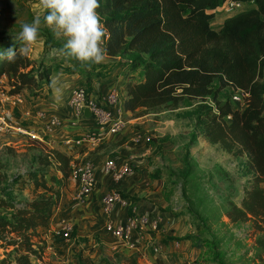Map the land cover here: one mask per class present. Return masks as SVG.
<instances>
[{
	"label": "rangeland",
	"instance_id": "1",
	"mask_svg": "<svg viewBox=\"0 0 264 264\" xmlns=\"http://www.w3.org/2000/svg\"><path fill=\"white\" fill-rule=\"evenodd\" d=\"M253 6L250 1L243 2L237 10L228 11L224 3H220L213 11L210 25L216 29L224 18ZM37 12L38 0H0V50L21 47L16 39L20 26L31 22ZM62 43L42 22L40 39L27 56L33 60L32 72L51 67L52 78L59 75L63 83L71 84L69 88L81 85L87 92L86 79L75 61L49 59L50 49L59 47ZM120 58L107 56L105 63L93 65L94 75L96 73L102 77L114 74L116 70L113 73L111 67L121 61ZM109 69L111 71L108 74ZM115 74L119 78L115 83L121 82L122 72L117 69ZM134 74L139 75L138 71ZM0 82V90L7 91L8 82L4 76L0 77ZM115 87L122 96V88L119 89L117 84ZM24 88L21 91L23 107L34 110L38 100L46 98L50 85L41 81ZM232 90L231 87H224L217 92V97L229 100ZM202 104L210 105V96L202 100L184 98L175 106L165 104L147 110L139 108L127 115V118L136 119L126 122L128 130L121 140H128L131 131L135 132L133 136L136 139L138 137V141L148 137L147 141H143L144 145L156 157L152 160L153 168L146 175L150 180L149 187L158 189V196L152 200L150 194H144L143 199L154 201L161 217L179 216L171 225H165L166 220L162 222V234L165 237L160 241L164 248H158L159 245L153 242V235L148 241L144 238L139 246L138 241L130 246L112 237L105 228L111 215L110 212L105 215L100 211L101 197L96 202L88 203L85 202L88 196L84 199L74 198L76 180L70 176L61 178L57 163L51 159V153L62 151L70 157L72 163H78L85 159L82 155L83 145L66 147L59 144V139L64 136L55 130L51 136L41 133L44 142L30 139L23 134L0 132V197L7 196L9 201L18 206L40 195H52L56 190L59 192L47 224L36 227L30 236L33 249L39 252L36 256L29 257L31 263L77 264L78 258H83L88 259L91 264H264V224L261 220L249 217L243 221L231 222L225 214L232 205L239 207L246 190L264 188V181L252 180V172L246 166L244 155L226 152L217 143L208 141L199 127H194L196 113ZM230 104L233 108L242 106L239 103ZM8 113L19 118L16 110H8ZM29 119L33 120L29 124L40 131L33 116ZM77 134L70 133L67 136L76 137ZM71 151L73 152L70 153ZM106 159L110 158L104 160ZM150 163L151 161L147 165ZM31 173L35 175L37 183H44L45 186L35 185ZM146 189L150 191L149 188ZM67 192L71 195L68 200L72 201L68 205V211H65L62 198L67 197ZM90 210L93 211L92 214L89 213ZM9 211L8 208L0 206V215ZM76 214H79L78 221L73 223ZM87 215H95L94 225L87 220ZM130 215L134 216L127 214L128 217ZM61 219L67 220L72 226L73 236L70 235L68 240L55 233ZM10 249L12 246H4V242L0 240V263L3 261V264H14Z\"/></svg>",
	"mask_w": 264,
	"mask_h": 264
},
{
	"label": "trees",
	"instance_id": "2",
	"mask_svg": "<svg viewBox=\"0 0 264 264\" xmlns=\"http://www.w3.org/2000/svg\"><path fill=\"white\" fill-rule=\"evenodd\" d=\"M227 1L231 0H100L99 12L104 14L101 18L109 30L105 48L108 57H121L111 69L122 72L123 79L116 84L123 90L120 96L124 112L165 104L175 106L184 98L202 100L210 96V105L199 106L194 127L226 152L244 155L252 180L261 182L264 0H236L250 1L254 6L224 18L214 29L210 25L213 11ZM32 65V59L19 53L15 63L0 61V77L6 78L8 92H19L31 83H49L53 68L44 67L33 73ZM93 70H79L86 79L87 93L91 92V83L100 77ZM224 87L247 92L241 107L233 108L229 100L217 97ZM51 159L57 163L61 178L70 176L68 155L56 150ZM30 175L35 185L45 186L36 182L33 173ZM58 198L56 190L52 195H40L16 206L7 196L0 197V206L10 210L0 215V240L4 246H12L14 264H33L29 257L39 252L33 249L30 236L36 227L47 224ZM225 214L231 222L256 217L264 224V188L246 190L239 207L232 205ZM77 264L91 262L78 258Z\"/></svg>",
	"mask_w": 264,
	"mask_h": 264
},
{
	"label": "built area",
	"instance_id": "3",
	"mask_svg": "<svg viewBox=\"0 0 264 264\" xmlns=\"http://www.w3.org/2000/svg\"><path fill=\"white\" fill-rule=\"evenodd\" d=\"M242 3V1L231 0L225 2L224 6L228 11H235ZM21 91L10 93L0 90V132L23 134L30 139L44 142V133L57 129L61 125V122L55 116H46L36 109L33 110L32 108L30 110L24 108L23 94ZM246 96L247 92L245 90L235 88L229 96V101L242 105ZM103 99L108 105H111V109L101 107L97 100L90 93L88 94L85 91L83 86L75 85L70 88L68 106L74 118L70 124L75 126L80 119L84 118L82 109L86 108L89 112V118L92 119L94 128L92 127L91 129L84 130L78 133L76 137L65 136L59 139L58 143L66 147H77L87 143H96L102 136L118 132L124 124V111L121 106L118 89L113 87ZM7 110H16L19 112V118L17 119L12 114L8 113ZM31 116L35 117L37 121L39 120L37 126L41 128V132L38 131V128L24 122ZM228 117L229 116L226 118ZM147 138L148 137H145L143 141H147ZM134 140L138 141V137L137 139L135 137ZM50 142L54 143L55 141L50 140ZM103 170L109 172L114 182L120 181L132 171L130 162L124 161L116 165L111 158L103 161ZM70 177L77 182L74 198H86L90 194L93 185L92 163L86 159L78 163L71 162ZM100 203L102 212L108 215L115 203L122 205L125 201L122 196L120 197L119 192L112 190L101 196ZM146 222L147 220L145 217L134 215L126 217L121 223H114L111 219H108L105 223V228L112 237L127 243V245L133 246L136 241L143 242L145 240L144 238H147V241L151 238V232L149 231V233H146V231H148ZM57 227L58 229L55 230L56 235L64 240H68L72 232L71 224L67 220L61 219ZM149 227L154 231L155 223L151 222Z\"/></svg>",
	"mask_w": 264,
	"mask_h": 264
},
{
	"label": "crops",
	"instance_id": "4",
	"mask_svg": "<svg viewBox=\"0 0 264 264\" xmlns=\"http://www.w3.org/2000/svg\"><path fill=\"white\" fill-rule=\"evenodd\" d=\"M110 71L111 70L109 69L107 73L109 74ZM112 71L113 73L115 72V70L113 69ZM115 73L110 75L103 74L104 76L95 79L91 83L90 94L97 100L98 104L105 109L112 108L111 105H108L103 98L113 87L116 86L115 82L118 81L119 78L118 76L115 78ZM51 75L49 76V85L52 79ZM70 85L71 84H67L68 87L63 92V95L62 96L58 95L56 98H54L53 89L50 86L49 92H46L47 94L46 98L44 100L40 99L36 103L34 107L36 108V110L41 111L46 116H55L61 122V125L58 127V129L50 130L48 133L45 134H49L51 136V133H53V131L55 130L56 133L61 134L62 137L63 136L65 137L70 133L77 134L84 130L91 129L93 127L92 119L89 117L85 118V120L80 119L75 126L70 124L74 120V118L72 117L73 115H71V109L68 106ZM128 114H129L128 111L123 113L125 126L123 124L122 129H120L118 132L113 134H106L102 136L96 143L93 144L87 143L83 145L84 147H82L84 148L82 155L85 157L86 160H89L93 166L92 190L88 195V197L85 199L86 200L85 202L86 203H88V201L96 202L105 192L108 191L115 190L119 192L122 198L124 199L125 203L122 205L115 203L112 206V209L110 211V215H111L110 219L114 223H121L125 220L126 217H128L127 214H134V215L139 214L138 216H144L147 220L146 228L148 229V231L151 232V236L153 235V242L159 245L158 248L159 247L164 248V245L160 241L162 240V238L165 237V235L162 234L164 233L162 222L166 220L165 225L167 224L171 225V223H173L174 220L179 219V216L176 217L170 215V217L167 216L166 218L165 216L161 217L159 215L157 207L154 206L155 204L154 201L143 199L142 196L144 194L146 195L150 194L151 199L153 197L152 200H155L158 196V189L156 188L153 190V186L149 187L150 180L146 175L147 171L153 168L154 161L152 160L155 159L156 157H154L155 154H153L152 151H148V148L144 145L143 141L139 140L136 142L134 140L135 137L133 136L135 133L134 131H133L134 133L131 131V137L128 140L126 141L121 140L122 136H125L128 130V124L126 126V122L134 121L136 119V118H127ZM33 119L35 120V122L37 121L35 117H33ZM31 121L33 120L27 119V121L24 122L31 123ZM38 122L39 120L37 121V123ZM37 123H35V125H37ZM39 129L41 128L39 127ZM72 152L73 151H71L70 153ZM79 154L80 153H78V155ZM105 158H111L116 165H119L121 162L124 161L130 162L132 169L131 173L124 176L120 181L114 182L111 179L109 172L103 170V161ZM149 161H151V163L150 165H147ZM146 188H149L150 191H148V189ZM70 196L71 195L69 194V192H67V197L63 196L62 198L64 199L63 201L64 204H62V207L65 211H68V207H69L68 205L69 204L71 205L72 200H68L71 198ZM73 209L75 208H72V210ZM76 211L79 210L76 209ZM91 211L92 210H90L89 213H91ZM76 215L77 216L71 215V217L73 216L75 217L73 219V223H75L76 220L78 221L77 217H79V214ZM87 216L90 218V219L88 218L87 220H90L91 225H94L96 220L95 215H87ZM151 222L155 223L154 231H152L149 227ZM77 232L76 234L78 235ZM80 232H82V230ZM138 243L137 245L139 246L140 242L138 241Z\"/></svg>",
	"mask_w": 264,
	"mask_h": 264
},
{
	"label": "clouds",
	"instance_id": "5",
	"mask_svg": "<svg viewBox=\"0 0 264 264\" xmlns=\"http://www.w3.org/2000/svg\"><path fill=\"white\" fill-rule=\"evenodd\" d=\"M100 7V0H38V12L31 22L21 24L16 37L21 47L0 50V61L15 63L18 52L27 57L40 39L43 22L56 39L63 41L61 46L50 49L49 59L75 61L81 68L88 69L105 63L109 30L102 21ZM50 86L54 98L62 96L68 87L59 75L51 79Z\"/></svg>",
	"mask_w": 264,
	"mask_h": 264
},
{
	"label": "water",
	"instance_id": "6",
	"mask_svg": "<svg viewBox=\"0 0 264 264\" xmlns=\"http://www.w3.org/2000/svg\"><path fill=\"white\" fill-rule=\"evenodd\" d=\"M82 115H83L84 118L89 117V112H88V110L86 108L82 109Z\"/></svg>",
	"mask_w": 264,
	"mask_h": 264
}]
</instances>
